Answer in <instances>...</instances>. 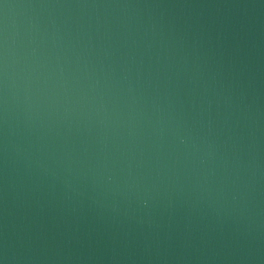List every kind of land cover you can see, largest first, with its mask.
<instances>
[{
  "label": "water",
  "instance_id": "obj_1",
  "mask_svg": "<svg viewBox=\"0 0 264 264\" xmlns=\"http://www.w3.org/2000/svg\"><path fill=\"white\" fill-rule=\"evenodd\" d=\"M0 264H264V0H0Z\"/></svg>",
  "mask_w": 264,
  "mask_h": 264
}]
</instances>
